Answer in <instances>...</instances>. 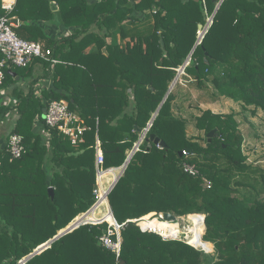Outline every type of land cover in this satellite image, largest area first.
Masks as SVG:
<instances>
[{
  "label": "trees",
  "instance_id": "trees-1",
  "mask_svg": "<svg viewBox=\"0 0 264 264\" xmlns=\"http://www.w3.org/2000/svg\"><path fill=\"white\" fill-rule=\"evenodd\" d=\"M1 6L0 0V14L20 21L15 33L45 40L58 63L34 61L48 70V91L24 95L14 88L15 103L0 99V124L11 117L3 140L17 134L24 146L13 160L6 146L0 149V264H264V170L246 163L236 113L195 107L191 119L202 138L188 136L173 90L162 104L191 54L174 89L183 80L264 114V0H16L8 13ZM210 18L199 40L198 26ZM54 20L70 30L58 45L40 26ZM34 62L7 69L2 87L15 85ZM60 100L88 128L81 143L72 145L42 119L43 109ZM156 112L108 194L112 214L118 223L160 212L203 215L204 228L194 216V229L215 256L128 223L117 262L98 242L104 223L80 226L25 260L94 204L96 136L103 167H120ZM151 135L165 147L151 143Z\"/></svg>",
  "mask_w": 264,
  "mask_h": 264
},
{
  "label": "built area",
  "instance_id": "built-area-1",
  "mask_svg": "<svg viewBox=\"0 0 264 264\" xmlns=\"http://www.w3.org/2000/svg\"><path fill=\"white\" fill-rule=\"evenodd\" d=\"M12 3L2 2L1 9L5 12H10L13 8ZM8 15L0 14V90L4 83L6 70L9 68H26L32 62L39 59L49 62L51 64H57L58 61L53 59L50 54V50H46L44 45L39 41H29L20 38L15 33L14 25ZM46 111L42 116L45 125L49 128H54L59 131L63 136L67 137L72 145H76L82 142L83 134L88 130L84 125V122L79 116L70 111L68 104L64 100L52 101L45 108ZM147 127L140 137L138 143L133 146L132 153L139 151L140 144L145 140ZM48 136V135H47ZM22 137L17 134L9 135L6 141V148L11 159H20L24 153V146L22 143ZM181 155L186 156L187 151H182ZM104 156L101 149V145L98 139L95 142V171H96V187L93 190L94 204L86 213L76 217L70 222L68 232L78 229L84 225H101L106 224V230L98 237L100 245L114 254L116 261L118 262L121 254V231L126 224H134L141 233L156 235L161 238L162 241H179L187 246L192 247L194 250L202 252L204 254H210L211 249L206 246V243L202 242L201 234L196 240V235L193 229L194 225L193 217L200 216L201 224H204L202 215L188 214L183 216H175V221H165L158 213H152L147 216H143L137 219H130L124 223H118L110 209L108 202V194L114 188L118 179L122 176L124 169L122 166L114 168H104ZM183 171L192 176L197 175V171L194 167L183 164ZM109 177L106 185L103 183V179ZM211 186L209 181L205 182V187L209 189ZM103 207L105 212L102 216H99L100 208ZM200 220V219H199ZM200 224V223H199ZM65 229V230H66ZM23 264V263H22Z\"/></svg>",
  "mask_w": 264,
  "mask_h": 264
},
{
  "label": "rangeland",
  "instance_id": "rangeland-1",
  "mask_svg": "<svg viewBox=\"0 0 264 264\" xmlns=\"http://www.w3.org/2000/svg\"><path fill=\"white\" fill-rule=\"evenodd\" d=\"M211 22H212V18L208 19V22L205 25L206 28H208ZM200 33L201 35H203V32H200ZM179 74L180 75H178L176 83L178 81V78L180 79L183 73L181 72ZM21 83H23V81L18 82L16 86L18 90L23 91L24 86H22L23 84L21 85ZM179 84L181 85V87L179 86L178 89L177 88L174 89L173 87L172 90L174 91V93L179 99L176 101V103L179 105L181 109L180 111L181 116L189 120L188 128H187L188 136H196V137L199 135L201 137L203 136L201 135L202 133H199L194 128L193 126L194 122H193V119H191L192 113H198L194 111L195 107L198 106L200 109L209 108L211 111L215 113L228 114L230 112H234L236 113V121L239 125V130L242 134L243 141H244L243 151H244L245 156L247 157L246 163L259 167L260 169L264 170V114L261 111H257L256 115H251L249 110L243 111L240 108L239 104L233 103L232 101L224 99V98H217L215 96H212L211 89L202 90L196 87L195 84H186V82H184L183 80L180 81ZM21 87L23 88L21 89ZM8 89H9V85L1 88L2 92H5V93L9 91ZM250 109H253V107H250ZM10 122H11V117L7 115L5 121L2 124H0V133H2L3 135L6 134L5 132L9 130ZM201 144L202 145L204 144L203 140H201ZM108 180H109V177H106L103 179L104 185H106V182ZM104 212H105V209L101 207L99 216H102ZM203 228H204V224H203ZM202 232H203V229H202ZM199 234H200V230H199ZM202 242L210 246V249L212 250L210 255L215 256L213 245L209 242H205L203 239H202Z\"/></svg>",
  "mask_w": 264,
  "mask_h": 264
},
{
  "label": "crops",
  "instance_id": "crops-1",
  "mask_svg": "<svg viewBox=\"0 0 264 264\" xmlns=\"http://www.w3.org/2000/svg\"><path fill=\"white\" fill-rule=\"evenodd\" d=\"M87 1L89 3H93V2L98 1V0H87ZM1 2H5V1L1 0ZM15 2H16V0H14L12 2V4L15 5ZM18 25H20V21H19ZM40 26L42 28V31L44 32V35L50 40V42H52V43L56 42L57 45L62 41V38H66L67 36H70V30L65 29L64 26L60 25L58 21L54 20V21H49V22H43V23H41ZM39 42H41L43 45H46L45 40L42 41V39H40ZM107 42H110V40H107ZM118 42H119V38L117 39V43ZM54 47H55L54 45L53 46L51 45L50 49L52 52H53ZM47 75H48L47 68H44L41 63L34 62V64L29 69V73H26L24 75V77L21 78L20 80H19V78H16L15 79V81H16L15 85L10 83L12 85H9V89H8L9 91L8 92L5 93V92H2V90H0V99H3V101H6L7 104L10 103V101L13 99L12 103H15L16 100L14 98H12V90L14 88H17V86H16L17 83L21 82V81H23V83H21V85L23 84L22 86H24V90L22 91L24 95H26L30 90H32V91H34L36 96H39L42 91H48L49 88L51 87L52 82L50 79H48ZM12 76L14 79L15 73H12ZM22 88L23 87H21V89ZM130 94H131V92H130V90H128L129 98H131ZM207 109H209V108H207ZM9 126H10V124H9ZM38 126H37V128H38ZM7 132H5V133H7ZM40 132L42 135L47 136L46 131L40 129ZM3 138H4V135L2 133H0V149H3L4 146L6 145V141H4ZM96 139H98L97 136L95 138V142H96ZM64 230L65 229H62L60 231H64Z\"/></svg>",
  "mask_w": 264,
  "mask_h": 264
},
{
  "label": "water",
  "instance_id": "water-1",
  "mask_svg": "<svg viewBox=\"0 0 264 264\" xmlns=\"http://www.w3.org/2000/svg\"><path fill=\"white\" fill-rule=\"evenodd\" d=\"M50 7H51V10H52V11H54V12L57 11V6L55 5V3H51V4H50ZM218 7H219V5H218L217 8L215 9V12H216V10L218 9ZM215 12H214V14H215ZM214 14H213V16H214ZM213 16H212V17H213ZM12 22H13L14 25H17V24L19 23L18 19H16V18H14V19L12 20ZM205 29H206V27L203 28L201 25L198 26V31H199V32H204ZM200 36H201V37H199V39L202 38V35H200ZM160 43H161V45H163V41H162V40L160 41ZM198 44H199V43L197 42L196 45H198ZM196 45H195V47H196ZM191 53H192V52H191ZM190 55H191V54H190ZM190 55H189V57L187 58V60L185 61L184 65L180 68L179 73H181V72L183 71L184 67L188 64V60H189V58H190ZM179 73H178V75H180ZM178 75H177V77H178ZM177 77L175 78V80L173 81V83L171 84V86L169 87V90H168V92H167V94H166V96H165V98H164L162 104H163L164 101L166 100L168 94H169V93L171 92V90L173 89V87H174V85H175V83H176ZM160 106H161V105H160ZM159 108H160V107H159ZM159 108H158V109H159ZM45 111H46V109H43V114L45 113ZM157 112H158V111H157ZM157 112L153 115V117H152L151 121L149 122V124L147 125V127L151 126V123H152V121L154 120V118H155ZM213 133H214V131H211V132L208 133V135H207V137H208V141H209V142H210L211 137L213 136ZM149 141H150L151 143H153L154 145H156V146L165 147V144H164L163 142H160L159 139L154 138V136H152V135L149 137ZM187 152H188V150H187ZM125 155H126V160H125L124 164L122 165V169H124V170H125L126 166L128 165V163H129V161H130V159H131L133 153H132L131 151H128V150H127L126 153H125ZM180 156H181V153H180ZM48 192H49V196H50L51 198H53V190H52V188H49V189H48ZM158 214H159V216H160L163 220H165V221H175V216H174L172 213H169V212H160V213H158ZM67 232H68V229H66V230H64V231H59V232H57V235H56L52 240H50L49 242H47V243H45L44 245H42V246H41L40 248H38L34 253L30 254L25 260H27V259L33 257L34 255L40 253L45 247H48L51 243H53L55 240L59 239L61 236L65 235ZM22 263H24V261L19 262V264H22ZM122 264H123V263H122Z\"/></svg>",
  "mask_w": 264,
  "mask_h": 264
},
{
  "label": "bare ground",
  "instance_id": "bare-ground-1",
  "mask_svg": "<svg viewBox=\"0 0 264 264\" xmlns=\"http://www.w3.org/2000/svg\"><path fill=\"white\" fill-rule=\"evenodd\" d=\"M6 3H12L14 0H4ZM202 227H203V225H202ZM201 227V228H202ZM193 231H194V233H195V235H196V240L195 241H198V243L200 242V239H198V237H199V230H195V229H193Z\"/></svg>",
  "mask_w": 264,
  "mask_h": 264
}]
</instances>
